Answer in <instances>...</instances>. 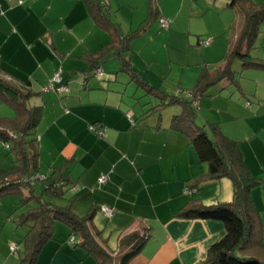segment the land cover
Masks as SVG:
<instances>
[{
  "label": "crops",
  "instance_id": "1",
  "mask_svg": "<svg viewBox=\"0 0 264 264\" xmlns=\"http://www.w3.org/2000/svg\"><path fill=\"white\" fill-rule=\"evenodd\" d=\"M99 2L98 8L94 0H0V77L29 94L26 107L37 108L39 113L28 151L37 154L42 177L68 183L64 198L49 201L61 207L73 202L81 216L95 212L92 227L101 232L99 243L112 253L113 264H120L128 252L121 246L122 239L134 233L144 235V231L149 239L128 264H202L209 248L225 236V227L218 221L180 218L178 214L194 200L205 205L231 202L232 181L208 180V166L200 162L187 136L171 129L172 120L157 118L151 122L144 110L139 116L129 112L112 82L119 73H127L134 80L123 67V61L128 60L145 92L160 99L166 95L150 86L136 70L131 48L122 52L120 45V33L140 36L148 31L153 7L170 23L169 44L178 46L184 40L190 47L194 37L200 46L205 35L215 36L216 30L219 37L228 30L235 7L229 6V0ZM204 22L207 29L200 31L199 24ZM214 44L217 42L212 40L208 48ZM94 60L98 61V73L92 69ZM60 71L62 82L43 92ZM260 72L251 77L264 80V70ZM60 87L68 92L59 91ZM239 90L243 97L248 94L242 86ZM255 94V103L248 100L245 105L241 104L243 100L229 99L228 105L224 103L222 111L218 110L222 115L208 119L203 127L220 144L222 135L238 143L248 177L256 183L248 207L264 243V92L257 90ZM14 98L0 92V108L10 106L16 113L13 119L0 116V123L16 130L23 124L15 123L20 117L15 106L19 101ZM35 99L39 101L32 106ZM217 99L226 102V98ZM210 107L217 109L214 103ZM174 113L180 115L182 108ZM91 125H99L102 133L91 131ZM211 125H217L218 131H212ZM23 141L27 142L26 138ZM1 158L2 154L0 172L16 170L17 154L14 160L11 155ZM16 172L21 174L20 170ZM102 175L108 180L100 186ZM32 186L37 194L42 190L37 184ZM188 186L195 189L192 195L186 193ZM20 192L27 196L31 190L25 187ZM14 195L20 197L18 203L0 202V264H100L79 245L81 238L71 242V228L61 221L52 225L36 259L29 261L23 239L32 224L19 222L21 194L9 196ZM103 207L112 210V215L103 212ZM23 226L28 229L26 234L20 229ZM252 254L264 259L261 249H254Z\"/></svg>",
  "mask_w": 264,
  "mask_h": 264
},
{
  "label": "trees",
  "instance_id": "2",
  "mask_svg": "<svg viewBox=\"0 0 264 264\" xmlns=\"http://www.w3.org/2000/svg\"><path fill=\"white\" fill-rule=\"evenodd\" d=\"M86 1L92 2V0ZM94 1L97 2L98 8L101 7L99 0ZM229 6L231 8L239 6L245 22L236 45L228 53L225 67L215 73H210L207 69H204L195 88L191 93H187V99L175 96L170 97L169 101L171 104H177L182 108V113L173 117L171 129L190 138V143L195 148L200 162L208 166L206 177L208 180L229 179L232 181L234 196L229 203H216L213 205H205L195 200L191 201L190 205L182 210L178 216L186 219L218 221L224 225L225 236L209 248L207 258L202 264H264L263 258L252 254L254 249L264 251V243L260 238V230L248 207L251 188L256 183L248 177L238 143L222 135L223 140L220 144L205 127L196 124L195 105L197 99L208 95L209 88L218 82L234 83L235 76L231 68L233 60L240 59L245 69L264 70V60L253 58L250 55V50L253 48L259 34V26L264 21V4L257 5L252 0H229ZM156 15L158 16V10H153L149 22ZM133 36L135 35L120 33L122 52L131 48ZM93 64L92 69L95 73H98L100 71V68L96 66L98 61L94 60ZM123 67L132 74L134 80L140 85L143 84L139 75L132 70L128 60L123 61ZM0 92L6 98L14 100H16L14 97L18 98L19 103H15V106L23 124V128L14 130V127L10 128L9 125L6 126L3 122L0 123V141L13 142V145L9 142V147L18 156L15 162L16 170L0 172V202L7 195L15 194V192L21 194L18 208L19 210L22 209V214L19 217V222L32 224L30 233L23 239L24 244L28 247L27 259L29 261L36 259L43 242L51 233L52 225L56 221H61L71 228L75 243L77 237L81 238L82 243L79 245L88 249L100 261V264H113L112 253L99 243L101 232L95 231L92 227L94 211H91L88 216H81L78 214L77 206L73 202L69 206L61 207L55 202L49 201V199L64 198L68 183L63 180L65 183L58 184V180L47 176L46 178L42 177L37 163V154L35 152L30 153L28 146L25 144L26 142L23 141V137L26 138L31 133L39 117L37 108L28 109L26 107V101L30 95L1 77ZM162 100L165 102L164 98L161 97V102ZM163 107H165V103L156 104L146 114L148 112L151 115L158 114ZM146 114L145 117H149ZM211 129L214 132L218 131L217 125H211ZM17 170H20L21 174H17ZM36 184L42 189L39 194L32 189V185ZM25 187L31 190L30 195L24 196L20 192ZM187 189L189 192L195 190L192 186H188ZM188 195H192V193ZM148 239L149 236L145 231L144 235L134 233L122 239L121 246L127 247L128 252L121 258L120 264H128L139 253Z\"/></svg>",
  "mask_w": 264,
  "mask_h": 264
},
{
  "label": "rangeland",
  "instance_id": "3",
  "mask_svg": "<svg viewBox=\"0 0 264 264\" xmlns=\"http://www.w3.org/2000/svg\"><path fill=\"white\" fill-rule=\"evenodd\" d=\"M252 2L257 5L264 4V0H252ZM234 9L235 10L231 11L232 14L229 21L230 28L228 30L224 29L222 31L223 34L219 37H217L215 33L216 30L213 32L215 36L210 34L205 35V40L209 39L214 40L215 43L217 42L216 45L214 44L209 48L208 46L202 45V43H200V46H197V37L193 38L195 42L192 47H190L188 43L185 44L184 40L177 43L178 46L169 44L167 37L169 29H164L160 23L163 18L156 15L154 19L150 20L152 24H150L146 33H143L140 36H133V40L131 42V57L133 59V64L136 66V70L143 75L148 84L155 89H161L160 91L166 93V95L164 94V100L166 102H161V99L156 97V94L154 93L145 92L143 88L139 86L138 82L132 80L129 74L119 73L117 80L113 81L112 85L116 86L121 96L123 95L125 103L124 108L129 112L135 111L136 115L139 116L140 113L142 115L144 114L142 110L147 112L157 103H166L165 107L161 108V111L158 113L159 116L151 115L149 112L146 115L149 116V120H151V122H154V119L157 121V118L159 120L163 118L165 122L168 120L171 121L172 117L177 114L174 112L179 108V106L177 104H171L169 98L179 96L181 99H187V93H191V91L195 88L203 69L206 68L210 72L215 73L217 70L225 67L229 50L231 47L233 48L236 45L237 41H234L236 36L241 34L238 31L240 27H243L245 21L243 14L240 12V7L237 6ZM153 10L157 9L153 7L151 12ZM236 13H238V15ZM199 27L200 31L207 29L205 22L204 24H199ZM258 36L259 39L257 44H255V41V46H253L250 50V55L253 58L264 60V21L259 26ZM231 68L235 76L233 84H229L227 81L218 82L209 88L208 95L198 98V103L195 106L197 113L196 124L198 126L203 127L208 122V119L220 117L222 112L218 110L222 111V107L225 105L224 103H226L227 106V101H229V99L234 98V100L239 103L241 102L240 100H243V103L241 104L245 105L248 100L255 103V93L257 90H260L261 93L264 92V80H260L261 77L259 76H253V78L251 77L254 73H262L260 72L261 70L243 68L240 59L233 60ZM196 74L197 77H195ZM103 75L104 74H101V76ZM93 81L99 83V80L97 79H93ZM239 86L244 87L245 92L248 93L246 96L243 97L241 95V92H239ZM45 88L43 89V92H45ZM110 88L113 89V92L118 94L116 89L113 87ZM214 95L215 97H213ZM218 97H222L223 99L226 98V102L222 99L214 100V98ZM38 101L39 99H35L32 102V106H35L34 103ZM211 103H214L217 107L216 110L209 109L212 108L210 107ZM7 107L8 109L3 107L0 108V114H2L0 116L9 117L10 119L15 118V110L10 106ZM16 122L20 124L18 126H21V119L19 121H15V123ZM94 132L97 133L96 131ZM32 134H34L33 129L31 130V134L26 137V143L29 148H31L30 144L32 141ZM185 139L190 142V138L185 137ZM9 142L0 141V154H2L4 158L11 155V160H14L16 158V154L9 147ZM10 144L13 145L14 143L10 142ZM190 147L195 151V148L192 145H190ZM4 158H1V160ZM229 193L231 195L232 190ZM19 199V196L14 195L7 196L2 199V201L4 200L9 203V201L15 200L16 203H18ZM20 229H22L23 234L28 232V229L25 226Z\"/></svg>",
  "mask_w": 264,
  "mask_h": 264
},
{
  "label": "built area",
  "instance_id": "4",
  "mask_svg": "<svg viewBox=\"0 0 264 264\" xmlns=\"http://www.w3.org/2000/svg\"><path fill=\"white\" fill-rule=\"evenodd\" d=\"M23 4V2H22ZM162 27L164 29H169L170 27V23L168 21H166L164 18L161 19L160 21ZM212 40H205V41H202V45L204 46H209L211 44ZM61 71L56 73L55 77L53 78L52 82H51V85L47 88H45V92H49L51 90H53L55 88V84H60L61 81H62V78H61ZM59 91H65V92H68V89L66 87H60ZM90 130L91 131H96L97 133H101L100 130H99V125H91L90 126ZM39 179H42L41 177H38ZM107 180H108V177L106 175H102L99 179H98V184L100 186L104 185L107 183ZM187 194H191L192 192H189V191H186ZM103 212H105L107 215H112L113 211L106 208V207H103L102 208ZM72 243L75 242V237H72V240H71Z\"/></svg>",
  "mask_w": 264,
  "mask_h": 264
}]
</instances>
